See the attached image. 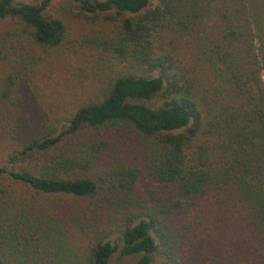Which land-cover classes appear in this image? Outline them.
Instances as JSON below:
<instances>
[{
  "label": "trees",
  "instance_id": "1",
  "mask_svg": "<svg viewBox=\"0 0 264 264\" xmlns=\"http://www.w3.org/2000/svg\"><path fill=\"white\" fill-rule=\"evenodd\" d=\"M52 1L0 0V264H264V0H72L117 23L37 135Z\"/></svg>",
  "mask_w": 264,
  "mask_h": 264
},
{
  "label": "rangeland",
  "instance_id": "2",
  "mask_svg": "<svg viewBox=\"0 0 264 264\" xmlns=\"http://www.w3.org/2000/svg\"><path fill=\"white\" fill-rule=\"evenodd\" d=\"M14 1L27 4L41 2V0ZM44 15L63 21L66 38L63 48L45 52L47 59L43 62L39 75L42 90L28 111L33 133L37 135L63 127L65 118L81 101L84 90L94 84L98 85V82L93 83L92 63L89 61L92 54L79 42L91 30L109 31L117 23L114 11L89 14L82 12L78 3L72 0H53ZM3 24H0V28ZM262 78L264 81V73ZM17 190L21 192L24 188ZM111 264H115V261L112 260Z\"/></svg>",
  "mask_w": 264,
  "mask_h": 264
}]
</instances>
